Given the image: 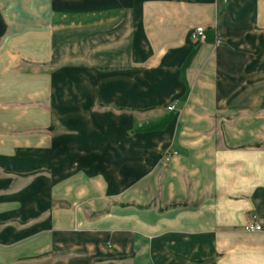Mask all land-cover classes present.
<instances>
[{
    "label": "crops",
    "instance_id": "1",
    "mask_svg": "<svg viewBox=\"0 0 264 264\" xmlns=\"http://www.w3.org/2000/svg\"><path fill=\"white\" fill-rule=\"evenodd\" d=\"M0 264H264V0H0Z\"/></svg>",
    "mask_w": 264,
    "mask_h": 264
},
{
    "label": "built area",
    "instance_id": "2",
    "mask_svg": "<svg viewBox=\"0 0 264 264\" xmlns=\"http://www.w3.org/2000/svg\"><path fill=\"white\" fill-rule=\"evenodd\" d=\"M191 39L194 42H204L206 39L205 29L203 27L195 28L191 33ZM217 44H220V39H217ZM175 108L174 104L169 105L167 107L168 110H173ZM176 152H172L171 154H167L165 160H168L171 156L176 155ZM244 229L248 232H257L262 229V224L260 222H252L247 224Z\"/></svg>",
    "mask_w": 264,
    "mask_h": 264
},
{
    "label": "bare ground",
    "instance_id": "3",
    "mask_svg": "<svg viewBox=\"0 0 264 264\" xmlns=\"http://www.w3.org/2000/svg\"><path fill=\"white\" fill-rule=\"evenodd\" d=\"M67 74H68V73H67ZM63 76H64V75H63ZM59 78H60V77H59ZM62 78H63V77H62ZM69 80H70V79H69ZM74 80H76L75 77H74ZM74 80H73V81H74ZM59 81H60V80H59ZM61 81H62V80H61ZM69 82H70V81H69ZM53 83H54V82H53ZM52 86H53V85H52ZM69 86H70V84H69ZM76 86H77V85H76ZM66 87H67V86H66ZM54 88H55V86H54ZM60 88H61V87H60ZM79 88H80V87H79ZM67 91H68V89H67ZM83 97H84V96H83ZM72 100H73V99H72ZM73 101H74V100H73ZM81 121H82V120H81ZM81 123H82V122H81ZM81 123H80V124H81ZM48 160H49V159H48Z\"/></svg>",
    "mask_w": 264,
    "mask_h": 264
}]
</instances>
